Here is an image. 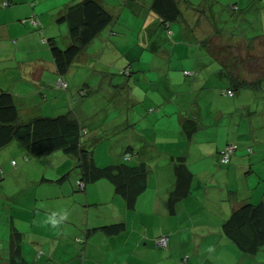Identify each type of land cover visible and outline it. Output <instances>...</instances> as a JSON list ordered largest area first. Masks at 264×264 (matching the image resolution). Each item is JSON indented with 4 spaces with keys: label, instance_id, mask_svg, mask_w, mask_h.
I'll use <instances>...</instances> for the list:
<instances>
[{
    "label": "crops",
    "instance_id": "crops-1",
    "mask_svg": "<svg viewBox=\"0 0 264 264\" xmlns=\"http://www.w3.org/2000/svg\"><path fill=\"white\" fill-rule=\"evenodd\" d=\"M177 1L181 13L171 21L177 22L176 35L198 46L189 62L193 67L183 69L181 75L185 76L183 71L188 70L197 74L188 77L186 91L180 88L177 82L179 74H175L173 79L176 83L172 84L171 92L161 96L164 101L160 104L152 101L158 119H161L156 134L149 139L142 134L140 145H137L130 133L121 154H113V158L108 159L121 162L124 151L129 148L136 153L129 159L134 158L135 164L143 162L147 166L146 188L137 195L135 206L129 208L106 178L86 183L84 188L79 187L77 181L81 169L75 156L55 150L30 158L27 150L17 140H12L0 148V179L10 177L15 184L13 192L22 195L23 203L9 202V212L0 216L4 224L0 232L6 244H3L5 252H0V264H10L9 243L13 229L21 232L23 261L20 264H264V244L255 253L243 251L221 227L232 211L244 203H261L264 206V141L260 146L256 138L245 137V134L257 137L256 129L260 128V122L255 118H258V112L264 114V109L259 106L253 109V105L246 104L241 95L246 88L253 95L264 93V2L246 0L239 4L240 0H225L223 9L234 12L235 20H243L248 24L246 27L252 23L251 18L260 19L261 26L254 30L253 36H249L245 27L233 33V26H230L224 33L222 30L226 29L218 27L214 17L207 18L199 12V9L210 11L205 5L197 4L198 8L193 10L191 2L184 5L181 0ZM151 2L149 0L144 14L146 18L151 15L157 27L162 28L166 23L152 9ZM231 4H236L238 9L231 10ZM215 10L218 14L222 13H219V8ZM252 10L257 13L245 21L244 11ZM151 17L148 19L150 24ZM8 36V27H0V37ZM21 38L33 39L27 34ZM35 42L38 44L37 40ZM145 42L154 45L151 40L148 43V35ZM202 43L214 61V67L209 72L218 79L219 87L207 86L206 80H210V75L202 71L208 69L205 65L211 64V60H198ZM80 53L74 63L77 59V62L79 59L87 61L89 55ZM49 54L50 58L36 56L32 58L35 60H29L33 62L28 67L30 71L22 73L27 76L15 81L11 77L12 81L7 79L5 83H0V89L12 94L22 121L39 115L52 117L65 113L60 107L53 114L39 113L40 105H36L40 102L36 99L28 104L36 106L33 113H28L26 117L20 115L24 108L20 107L22 104L18 97H43L46 86L51 92L50 97L65 96L66 91L56 85L60 75ZM45 69L52 74L48 80L43 79ZM66 73L70 74V70ZM66 73L61 77L68 86ZM35 80L41 83L33 84ZM21 82L28 84L24 86L28 94L17 96L15 90L22 88ZM196 82L200 86H196ZM228 89H232L233 94H226ZM135 96L131 91L124 94L128 103L142 101ZM188 98L193 105L192 109L189 108L191 111L184 109L186 105L182 106ZM201 99L206 101L203 106ZM174 102L176 107L182 106L179 113H173V108L168 109L169 104ZM239 105L250 106L245 121ZM144 109H139V112ZM125 111L128 116L137 113L128 110V107ZM70 113L78 119L75 113ZM148 125L153 126V123ZM85 130L86 135L94 133V130ZM230 143L236 144V149L230 154L229 161L224 163L220 152ZM16 158H19V163ZM94 160L99 166L110 164L98 163L95 157ZM260 177L263 184L258 181ZM35 184L47 187L33 192L35 189L31 188ZM107 201L113 208L105 216H90L92 206ZM116 222L124 224L118 233L100 229ZM161 234L168 236L166 248L156 245L155 239Z\"/></svg>",
    "mask_w": 264,
    "mask_h": 264
},
{
    "label": "rangeland",
    "instance_id": "rangeland-1",
    "mask_svg": "<svg viewBox=\"0 0 264 264\" xmlns=\"http://www.w3.org/2000/svg\"><path fill=\"white\" fill-rule=\"evenodd\" d=\"M72 1L77 0H0V27H8L10 32V36L0 37V83H5L7 79L11 80V77H14L13 80L15 81L27 76V74L22 73L30 71L28 67L33 62H29V60H35L32 58L36 56L50 58L46 38L53 37L56 44L61 48H65L69 44L68 24L65 21H59L58 18L61 9ZM240 1L238 3L242 4L246 0ZM261 1L264 2V0ZM99 2L112 13L113 20L92 40L91 44L81 51L80 54L87 53L89 55L87 61L83 62L79 59V62H77V59L75 63H72L69 68L70 74L66 73L69 85L63 88L58 83L56 84L63 91H66L65 96L50 97L51 92L46 86L44 87L45 97L27 95L22 98L18 97V100L22 104L20 107L24 108L23 112L20 111V115L23 117H26L28 113H33L36 106L39 105V113L43 114H53L55 113L53 111L59 107L63 108L65 113L68 111L75 113L86 129L89 131L94 130V133L82 138L83 145L93 149V157L98 163L105 165L115 163L114 160L112 162L108 159L113 158V154L116 156L121 154L130 133L134 135L137 145H140L142 134L146 135L147 139L156 134L161 125V119H158L159 115L156 114L155 105L152 101H155L156 104L164 101L161 96L171 92L172 84L176 83L173 79L175 74H179L177 82L180 84V88L184 91L188 90L187 83L189 81L187 79L196 75L197 72L194 70L183 71L186 77L181 74L183 69L193 67V65L190 66L189 62L193 58L191 57L192 54L195 55L198 46L197 43L191 44L186 38H179L176 35L178 31L176 29L177 22H171L170 26L163 24L162 28H158L151 15L146 18L147 15L144 13L149 0H99ZM181 2L185 5L184 0H181ZM188 2H191L190 6L193 10L198 8L197 4L199 6L205 5L210 9V11L199 9V12L204 13L207 18L208 16L214 17L216 25L218 27L223 26L226 29L222 30L224 33L230 26H233V33L240 32L245 27L249 36H253L254 30H258L261 26L258 17L251 18L252 23L249 27H246L248 24L243 20H235L234 12L223 9L224 4L227 2L225 0H187ZM215 8H219L221 10L219 13H222L218 14ZM151 12L155 15L153 11ZM244 13L246 15L244 20L246 21L250 18L249 16L253 17L257 12L252 10L244 11ZM150 17L151 24L148 20ZM25 34L33 39L25 40L21 38ZM146 35H148V43L151 40L153 46L146 44ZM10 38L12 39L9 41ZM35 40L38 41V44ZM190 41H193V39ZM203 46L202 43L198 60L204 62H208V59L211 60V64L205 65L208 69L206 71L201 70L203 73L210 75L209 70L214 67V61ZM260 46L263 47V45ZM193 48L194 51H191ZM44 64L47 63L44 62ZM242 66H245V64ZM246 66L250 67V65ZM42 74L43 79L47 80L52 76L47 69ZM36 77L38 76L36 75ZM213 77L215 76L210 75V80H206V82L208 81L207 86L210 84L211 86H218V79L215 77L214 80ZM206 78L208 79V77ZM39 83L41 81L35 80L33 82V84ZM200 83L202 82L200 81ZM200 83L196 82L195 85L200 86ZM19 84L22 88L15 90L16 95L28 94L24 89V86L28 84L22 82ZM30 85L32 84L30 83ZM79 85L85 88L90 87L91 92L88 90V93L84 95L81 92L79 93L76 89ZM92 89L94 90L92 91ZM243 90L242 100L246 104H252L253 109L257 106L261 110L264 109L263 92H259V95H253L249 88ZM128 91L134 92L135 97L142 101L128 103L124 97V94ZM36 99L39 100V104L36 106L28 105ZM203 103L205 104L206 101L201 99V106H203ZM184 105L188 106L187 109L184 108L187 111H191L190 109L193 108L192 101H189V98L182 104V106ZM182 106L180 104L176 107L174 102L171 105L169 104L168 109L173 108V113H179ZM126 107H128V110L136 111V115L129 114L128 116L125 111ZM144 107L145 111L139 112V109ZM248 107L250 106L239 107L242 112L241 116H244L243 121L249 115ZM258 113L256 114L258 118H255L260 122V128L256 129L257 137L251 134H245V137L249 135L252 139L256 138L257 140H254L258 141L261 146V142L264 141V124L262 123L264 114ZM253 114L255 115L254 112ZM238 116L239 114H237ZM149 123H153V126L148 125ZM90 127L92 128L90 129ZM254 146L256 145L254 144ZM130 154L133 156L135 152ZM29 156L34 158L30 154ZM120 158L122 160L121 156ZM16 160L19 163V158H16ZM127 162L134 164L135 159L133 158ZM258 181L263 184L262 177ZM45 187L47 186L35 184V186L32 185L31 189H35L33 191L35 192ZM14 189L15 184L10 177L5 178V180L0 179V216H4L9 212V207H7L9 202L23 203L22 195L19 192H13ZM28 199L32 200V198ZM38 201L41 200L38 199ZM112 208L109 201L92 206L90 216L96 214L105 216ZM3 227V220H1V231ZM0 239V252L2 250L5 252L6 248L3 246L6 244L1 232Z\"/></svg>",
    "mask_w": 264,
    "mask_h": 264
},
{
    "label": "trees",
    "instance_id": "trees-1",
    "mask_svg": "<svg viewBox=\"0 0 264 264\" xmlns=\"http://www.w3.org/2000/svg\"><path fill=\"white\" fill-rule=\"evenodd\" d=\"M151 7L166 25L176 20L181 13L177 0H152ZM230 9L237 10L238 6L231 4ZM58 20L67 22L70 43L61 48L53 37L46 42L60 75L58 84L65 88L67 82L61 76L69 70L76 56L112 22L113 17L99 0H77L61 9ZM78 91L84 95L88 93V88L80 86ZM85 135V127L70 112L52 117L39 115L28 121L20 120L12 94L0 89V148L12 140H17L31 156L39 157L55 150L71 154L76 157L77 165L81 169L78 181L82 182L83 188L86 183L106 178L112 182L115 192L125 199L126 205L133 208L137 195L146 188L147 166L143 162L128 163L132 155L130 153H133L129 148L124 151L121 162L99 166L94 160L93 149L82 143ZM127 153L129 156L126 158ZM184 183L188 187V183ZM123 227V223L116 222L101 226L100 229L108 233H118ZM221 227L238 248L255 253L264 244L263 204L240 205L232 211ZM22 261L21 232L13 229L9 243V262L20 264Z\"/></svg>",
    "mask_w": 264,
    "mask_h": 264
},
{
    "label": "built area",
    "instance_id": "built-area-1",
    "mask_svg": "<svg viewBox=\"0 0 264 264\" xmlns=\"http://www.w3.org/2000/svg\"><path fill=\"white\" fill-rule=\"evenodd\" d=\"M34 22L36 21L34 20ZM225 93L231 95L233 92L230 89H228L225 91ZM235 148H236V145L234 143L227 144L220 152L221 161L224 163L228 162L230 154L235 150ZM128 156L129 155L127 153L125 157L127 158ZM77 183L79 187H83V184L81 181H77ZM155 242L158 247L166 248L168 244V236L160 235L159 237L155 239Z\"/></svg>",
    "mask_w": 264,
    "mask_h": 264
}]
</instances>
